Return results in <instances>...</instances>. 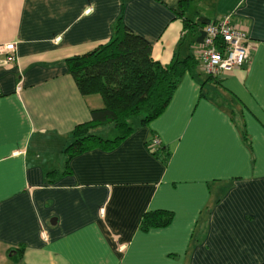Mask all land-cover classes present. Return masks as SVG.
Instances as JSON below:
<instances>
[{
  "label": "crops",
  "instance_id": "crops-1",
  "mask_svg": "<svg viewBox=\"0 0 264 264\" xmlns=\"http://www.w3.org/2000/svg\"><path fill=\"white\" fill-rule=\"evenodd\" d=\"M228 14L254 45L247 63L217 79L199 65L205 74L187 72L159 118L67 168L73 131L104 107L81 94L67 59L106 44L122 17L168 65L197 56L204 28ZM10 42L0 264H264V0H0V44ZM154 135L166 162L147 147ZM156 210L171 224L142 231Z\"/></svg>",
  "mask_w": 264,
  "mask_h": 264
},
{
  "label": "trees",
  "instance_id": "trees-1",
  "mask_svg": "<svg viewBox=\"0 0 264 264\" xmlns=\"http://www.w3.org/2000/svg\"><path fill=\"white\" fill-rule=\"evenodd\" d=\"M185 27L189 29L190 23ZM200 65V60L190 55L185 59L175 57L168 65L152 57V44L126 26L122 17L114 24L111 39L104 45L84 55L66 60L82 95L99 94L104 107L93 110L92 119L73 131V142L65 153L67 168L70 160L94 149L111 151L125 141L136 129V124L146 126L159 118L172 100L182 78ZM210 79L217 77L210 76ZM138 119L137 122H134ZM114 124L117 136L104 139L96 130ZM147 142L151 153L166 162L169 151L162 143L152 148L153 138ZM174 214L167 210L144 214L140 228L148 232L171 224Z\"/></svg>",
  "mask_w": 264,
  "mask_h": 264
},
{
  "label": "built area",
  "instance_id": "built-area-1",
  "mask_svg": "<svg viewBox=\"0 0 264 264\" xmlns=\"http://www.w3.org/2000/svg\"><path fill=\"white\" fill-rule=\"evenodd\" d=\"M204 32L202 47L196 57L209 76L219 77L235 71L250 59L254 45L249 39L247 28L236 22L232 14L208 24ZM17 63V43L0 44V67L11 68ZM160 144V139L155 136L152 148Z\"/></svg>",
  "mask_w": 264,
  "mask_h": 264
},
{
  "label": "rangeland",
  "instance_id": "rangeland-1",
  "mask_svg": "<svg viewBox=\"0 0 264 264\" xmlns=\"http://www.w3.org/2000/svg\"><path fill=\"white\" fill-rule=\"evenodd\" d=\"M197 70L201 71V74H205L204 71H202V68L199 67ZM138 119H136L134 122H137ZM114 132L117 133V130L115 129V125L114 124H107V125H104L102 127H99L97 130H96V134L98 136H101L103 138H108V139H113L116 137V135H114ZM109 136V137H108Z\"/></svg>",
  "mask_w": 264,
  "mask_h": 264
}]
</instances>
